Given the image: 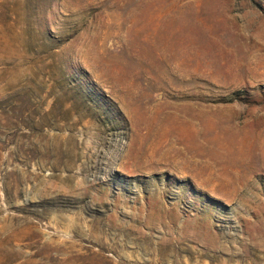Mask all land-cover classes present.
Returning <instances> with one entry per match:
<instances>
[{
    "label": "rangeland",
    "instance_id": "rangeland-1",
    "mask_svg": "<svg viewBox=\"0 0 264 264\" xmlns=\"http://www.w3.org/2000/svg\"><path fill=\"white\" fill-rule=\"evenodd\" d=\"M0 264H264V0H0Z\"/></svg>",
    "mask_w": 264,
    "mask_h": 264
}]
</instances>
